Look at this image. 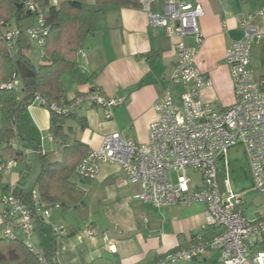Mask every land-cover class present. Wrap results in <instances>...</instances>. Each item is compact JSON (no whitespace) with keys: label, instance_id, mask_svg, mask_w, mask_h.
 <instances>
[{"label":"crops","instance_id":"crops-1","mask_svg":"<svg viewBox=\"0 0 264 264\" xmlns=\"http://www.w3.org/2000/svg\"><path fill=\"white\" fill-rule=\"evenodd\" d=\"M78 1L97 10L95 31L82 41L86 56L79 57L77 66L60 78L65 97L72 100L97 89L106 99H120L121 103L113 108L112 117L105 119L101 107L89 101L80 102L73 112L77 118H84L85 127L82 129L77 120L67 121L64 126L67 140L77 139L89 149L97 148L104 136L118 131L126 138L145 142L159 95L167 87L176 94L178 87L170 82L177 62L176 38L150 25L147 17L148 11H163V0H140L139 9L108 4L98 6L94 0ZM188 1L199 4L203 10L198 20L202 41L194 63L211 83L200 89L199 96L220 108L231 106L235 96L230 67L225 61L226 49L241 37L239 21L243 17H248V24L264 33V15L258 13L264 9V0ZM185 43L193 45L192 38H185ZM40 63L39 57L37 65H32L36 67ZM250 67L257 79L264 78V40L253 43ZM49 118L45 107L31 103L19 114L16 133L21 139L40 142L43 152H51L52 157L58 159L60 143L56 138H49ZM23 169L26 170L25 162ZM21 172L14 168L5 172V181H0V193L6 186L20 181ZM247 174L253 194L245 198V192H236L243 199L244 216L254 219L264 213V193L253 189L249 170ZM78 181L84 192L83 206L60 210V214L50 218L66 226L69 232L67 237L55 240L56 264H153L159 256L187 247L194 235L204 234L207 228L202 203L156 207L135 199L133 196L140 191L139 184L130 183L116 164L102 163L94 178ZM33 188L35 184L28 189L23 187L25 191ZM87 227L95 231L94 238L84 236L79 240L76 234ZM47 229L44 227L41 236ZM48 232L49 245L45 249L52 247V234ZM37 234L40 235L38 232L34 235ZM252 250L264 251V240L258 241ZM198 261L222 264L217 250H207L196 260L177 264Z\"/></svg>","mask_w":264,"mask_h":264},{"label":"built area","instance_id":"built-area-1","mask_svg":"<svg viewBox=\"0 0 264 264\" xmlns=\"http://www.w3.org/2000/svg\"><path fill=\"white\" fill-rule=\"evenodd\" d=\"M162 3L161 13L148 11L147 17L150 25L176 38L177 62L170 82L178 86L177 93L167 87L159 95L145 142L126 138L118 131L110 132L99 147L88 150L74 174L81 180H89L94 178L100 164L113 163L122 169L130 183L139 184L140 191L133 197L143 203L168 207L198 202L205 206V226L216 233L208 237L194 235L187 247L173 249L153 264L191 261L207 250H217L222 264H264V251L252 250L258 241L264 240V213L247 219L241 194L232 189L228 179L222 178L216 165L231 149L241 148L253 189L264 193V78L257 79L250 67L251 47L256 41L264 40V33L249 25L248 17L239 21L242 35L231 42L225 53L235 103L220 108L199 96L200 89L211 83L194 63L202 41L198 24L202 7L188 0H163ZM24 5L29 12L37 13L36 24L20 31L0 20V39L8 49L22 35L37 45L43 43L46 28L42 11L34 0H24ZM258 13L264 15V9ZM188 37L193 40L191 46L185 43ZM78 54L85 57L86 50L80 48ZM22 86L20 75L0 82V89L18 90ZM82 101L101 107L105 119H110L113 108L121 103L120 99H106L97 89L69 103L48 102L38 93L33 99V103L55 113L73 111ZM12 143L17 147L16 140ZM24 152L29 154L33 150L28 147ZM14 164V158L1 164L0 174L10 172ZM188 170L198 172L200 182H193ZM53 208L60 209V206L43 203L36 188L31 190L30 200L26 202L14 194V185H8L0 193V237L20 239L28 248L36 249L37 223L48 227L56 238L67 237V227L50 219ZM84 236L94 238L95 231L87 227L76 234L79 240ZM39 261L49 264L42 256Z\"/></svg>","mask_w":264,"mask_h":264},{"label":"trees","instance_id":"trees-1","mask_svg":"<svg viewBox=\"0 0 264 264\" xmlns=\"http://www.w3.org/2000/svg\"><path fill=\"white\" fill-rule=\"evenodd\" d=\"M34 1L42 11L43 25L46 28L43 43L37 45L41 63L36 67L30 63L24 52L30 43L24 39V35L19 37L13 46L17 48L16 52H12V48L8 49L4 41L0 39V82L19 75L17 61H21L35 73V84L32 86H22L20 90L0 89V165L12 158L15 161L25 159L24 155H27L24 152L25 148H31L32 154L39 163L35 184L40 200L45 204L57 203L60 206L59 210L78 209L83 206L84 192L72 180V176L75 175V167L89 148L80 140L68 141L64 126L67 121L73 119L77 120L83 129L84 118H77L73 111L55 113L46 108L50 113L49 133L60 143L58 159L53 158L51 152H43L40 142L19 138L14 127L19 114L27 105L33 103L35 93L48 102L69 103L72 101L66 99L60 78L77 66L78 50L82 48V41L95 31L97 10L86 7L78 0H64L58 5L52 4L50 0ZM94 2L98 6L108 4L132 9L141 8L140 0H94ZM36 18V12L25 9L24 0H0V20L4 22V25L15 26L23 31L34 26ZM13 140L17 141V147L13 146ZM24 162L28 171L29 162ZM23 187L24 183L21 180L18 181L14 185V194L29 202L32 189L25 191ZM44 227L46 226L42 223H37L36 232L42 235ZM214 233L216 231L213 228H206L201 236L208 237ZM55 240L56 237L52 235V247L41 251L38 247L28 248L20 239L0 237V263L41 264L39 257L42 256L49 264H56ZM194 264H202V262L198 261Z\"/></svg>","mask_w":264,"mask_h":264},{"label":"rangeland","instance_id":"rangeland-1","mask_svg":"<svg viewBox=\"0 0 264 264\" xmlns=\"http://www.w3.org/2000/svg\"><path fill=\"white\" fill-rule=\"evenodd\" d=\"M51 3L58 5L60 3V0H51ZM25 40H27L30 43V46L28 48H25V53L26 56L30 58V61L32 62V64L35 66L38 63V59H39V47L37 46V44L29 39L27 36H23ZM12 52H16L17 48L13 47L11 49ZM20 90V89H18ZM17 125V122L15 124V127ZM47 142H44V144L46 145ZM28 157L26 159H19L17 161H15V164L12 168H14V170H21L22 175H21V182L24 183V186L28 188H30L31 185L35 184V178L39 172V163L37 158L35 157V155H33L32 153H29L27 155ZM24 161L29 162V169L24 170L23 166H24ZM217 167L220 168L221 170V175L223 179H228L231 187L234 191H238L241 190V192H245L246 194L244 195L245 198L246 197H250L253 192H252V188H249L250 185V178L248 176V169H247V161L245 158V155L243 153V151L241 150V148L236 147L234 149H231L221 160H219L216 163ZM5 172L0 174V181L4 182L6 177H5ZM188 177L195 183L200 182V178H199V173L198 172H192L191 170L187 171ZM172 178H174V174L172 175ZM79 178H77L75 175L72 176V180L75 181L77 184H79L78 181ZM35 188H36V184H35ZM248 193V195H247ZM68 210V209H67ZM60 214V210L53 208L51 210V215H58ZM72 214V213H70ZM49 229V228H48ZM47 229V230H48ZM49 231V230H48ZM47 231V233L44 236L41 235H34V240L36 242H38V249L39 250H43L45 249L49 244H48V240H49V232ZM182 263V262H179ZM2 264V263H0ZM177 264V263H176Z\"/></svg>","mask_w":264,"mask_h":264},{"label":"water","instance_id":"water-1","mask_svg":"<svg viewBox=\"0 0 264 264\" xmlns=\"http://www.w3.org/2000/svg\"><path fill=\"white\" fill-rule=\"evenodd\" d=\"M21 7V5H20ZM17 67L19 71V75L22 79L23 86H32L35 84V73L33 70L28 68L24 63L21 61H17ZM196 260V259H193Z\"/></svg>","mask_w":264,"mask_h":264}]
</instances>
